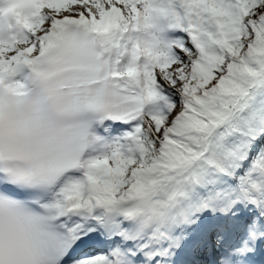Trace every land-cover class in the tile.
I'll return each mask as SVG.
<instances>
[{"label":"snow or ice","instance_id":"snow-or-ice-1","mask_svg":"<svg viewBox=\"0 0 264 264\" xmlns=\"http://www.w3.org/2000/svg\"><path fill=\"white\" fill-rule=\"evenodd\" d=\"M0 264H264V0H0Z\"/></svg>","mask_w":264,"mask_h":264}]
</instances>
